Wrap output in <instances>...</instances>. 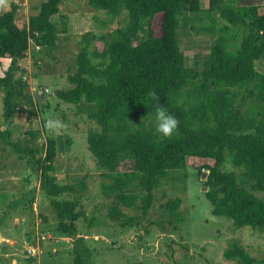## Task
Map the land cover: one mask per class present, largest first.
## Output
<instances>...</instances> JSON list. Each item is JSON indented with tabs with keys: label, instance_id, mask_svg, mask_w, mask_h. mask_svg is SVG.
Listing matches in <instances>:
<instances>
[{
	"label": "trees",
	"instance_id": "1",
	"mask_svg": "<svg viewBox=\"0 0 264 264\" xmlns=\"http://www.w3.org/2000/svg\"><path fill=\"white\" fill-rule=\"evenodd\" d=\"M62 2L46 0L23 27L16 21L15 3L0 14V58L10 60L0 76L5 122L12 121L24 105H34L19 61L32 46L55 48L60 32L52 18ZM87 3L106 14L105 22L118 20L124 12L125 24L101 36L86 32L76 71L67 77L72 88L55 94L67 104L86 106L88 118L99 128L87 133L86 142L97 166L110 179L102 185L105 195L115 196L109 218L127 226L130 218L122 208L147 214L162 179L173 170L190 167L207 173L205 197L212 215L231 219L236 228H264V200L242 187L249 184L264 193V72L255 67L264 57V14L259 7L236 0ZM201 12L209 16L210 24L190 28L208 32L212 40L205 68L199 71L186 65L177 29L185 13ZM216 17L223 21L217 28ZM97 42L102 43L101 49ZM157 103L179 121L170 137H163L150 122ZM11 138L10 130L0 128V141L20 158L28 156L38 173L39 192L50 199L55 211L54 233L76 237L77 221L85 214L76 201L61 199L73 187L60 184L55 175V141L47 138L45 147H39L29 141L14 143ZM124 161L131 168L119 172ZM226 164L239 173L226 170ZM179 204L175 199L165 207L174 211ZM82 239L77 237L75 242ZM79 250L74 248L73 264H91ZM223 257L240 264H264V257L257 261L235 243Z\"/></svg>",
	"mask_w": 264,
	"mask_h": 264
},
{
	"label": "rangeland",
	"instance_id": "2",
	"mask_svg": "<svg viewBox=\"0 0 264 264\" xmlns=\"http://www.w3.org/2000/svg\"><path fill=\"white\" fill-rule=\"evenodd\" d=\"M2 1L5 5L0 6V14L10 8L9 0ZM45 1L17 0L26 12L18 14V25L22 27L26 17L38 14ZM236 2L264 9V0ZM202 7L206 8L207 3ZM125 15L123 12L118 20L105 22L106 14L91 8L87 0H63L59 13L52 18L60 32L55 48L35 50L32 46L27 59L19 61L29 83L27 91L33 98L37 92L43 99L34 100L33 106L24 105L12 121L5 122L0 92V128L11 131L14 143L22 140L45 147L47 138L55 141V175L60 184L73 187L61 199L76 201L85 214L77 221L76 237L64 238L54 233L55 211L50 199L39 192V175L29 157L20 158L0 141V264H73L74 248H82L79 251L91 264H240L223 257V252L234 243L260 261L264 257V228H236L231 219L212 215L211 204L205 197L207 173L203 170L188 167L171 171L154 189L147 214L122 208L130 218L127 226L109 218L115 196L105 195L102 185L110 183V179L97 166L86 142L87 133L99 128L88 118L86 106L67 104L55 93L72 88L67 77L76 71L82 36L89 31L101 36L123 27ZM180 20L177 37L186 65L202 71L212 36L208 32L196 33L190 27L208 26L210 18L203 12L185 13ZM222 23L216 17V28ZM96 46L101 49L102 43L97 42ZM9 65V59L0 58V76ZM255 67L264 72V57ZM150 122L155 126L153 118ZM28 131L35 134V139ZM130 168V162L124 161L118 171ZM225 168L239 173L228 164ZM242 187L264 200L263 192L249 184ZM175 199L180 200L176 210L167 209L165 204ZM77 237L83 238L81 243L75 242ZM27 247L39 250L36 257L27 254Z\"/></svg>",
	"mask_w": 264,
	"mask_h": 264
},
{
	"label": "clouds",
	"instance_id": "3",
	"mask_svg": "<svg viewBox=\"0 0 264 264\" xmlns=\"http://www.w3.org/2000/svg\"><path fill=\"white\" fill-rule=\"evenodd\" d=\"M154 122L156 131L163 137L172 136L176 132L179 125V121L176 116L169 113L164 106L158 103L154 106Z\"/></svg>",
	"mask_w": 264,
	"mask_h": 264
},
{
	"label": "crops",
	"instance_id": "4",
	"mask_svg": "<svg viewBox=\"0 0 264 264\" xmlns=\"http://www.w3.org/2000/svg\"><path fill=\"white\" fill-rule=\"evenodd\" d=\"M4 2L1 0V3H0V6H3V5H5V3L3 4ZM9 3L11 4V3H15L16 5H17V7H18V9H17V13H16V21H17V16H18V14L21 12V13H23V14H26V12H25V8L24 9H21L20 8V6H19V4L17 3V0H9ZM9 4V5H10ZM23 6H25V4L23 5ZM264 10V9H263ZM263 10H259V12L261 13V14H264V11ZM28 19H29V17H26V19H25V22H24V24H23V26L27 23V21H28ZM17 23H18V21H17ZM22 26V27H23ZM29 56V54L27 55V57ZM27 57H26V59H27ZM25 59V58H24Z\"/></svg>",
	"mask_w": 264,
	"mask_h": 264
},
{
	"label": "built area",
	"instance_id": "5",
	"mask_svg": "<svg viewBox=\"0 0 264 264\" xmlns=\"http://www.w3.org/2000/svg\"><path fill=\"white\" fill-rule=\"evenodd\" d=\"M35 50H39V47L38 46H36L35 47ZM28 54H29V50H28ZM22 80L26 83L27 82V85H29V83H28V81H27V78L25 77V75L22 77ZM29 88V87H28ZM36 244H38V242L36 243ZM39 245V244H38ZM38 249L37 248H31V247H27L26 249H25V251L27 252V254H29L30 256H34V257H36V255H34L35 254V252L37 251ZM39 251V250H38Z\"/></svg>",
	"mask_w": 264,
	"mask_h": 264
},
{
	"label": "water",
	"instance_id": "6",
	"mask_svg": "<svg viewBox=\"0 0 264 264\" xmlns=\"http://www.w3.org/2000/svg\"><path fill=\"white\" fill-rule=\"evenodd\" d=\"M42 99H43V97L40 96L39 93L36 92L34 95V100L38 102V101H41Z\"/></svg>",
	"mask_w": 264,
	"mask_h": 264
}]
</instances>
